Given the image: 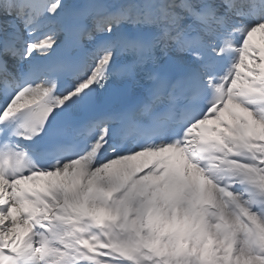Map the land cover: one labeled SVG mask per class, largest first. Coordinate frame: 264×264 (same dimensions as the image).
<instances>
[{"label": "snow or ice", "instance_id": "snow-or-ice-1", "mask_svg": "<svg viewBox=\"0 0 264 264\" xmlns=\"http://www.w3.org/2000/svg\"><path fill=\"white\" fill-rule=\"evenodd\" d=\"M264 0H0V264H264Z\"/></svg>", "mask_w": 264, "mask_h": 264}]
</instances>
